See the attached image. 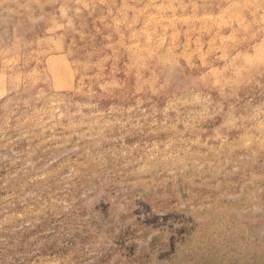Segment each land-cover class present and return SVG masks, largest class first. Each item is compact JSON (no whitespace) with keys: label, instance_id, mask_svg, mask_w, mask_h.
<instances>
[{"label":"clouds","instance_id":"clouds-1","mask_svg":"<svg viewBox=\"0 0 264 264\" xmlns=\"http://www.w3.org/2000/svg\"><path fill=\"white\" fill-rule=\"evenodd\" d=\"M0 29V233L59 224L56 255L0 264H93L124 207L113 194L221 173L264 184V0H0ZM52 36L72 61L59 81ZM251 248L233 264H264V242ZM199 251L162 259L212 264Z\"/></svg>","mask_w":264,"mask_h":264},{"label":"rangeland","instance_id":"rangeland-1","mask_svg":"<svg viewBox=\"0 0 264 264\" xmlns=\"http://www.w3.org/2000/svg\"><path fill=\"white\" fill-rule=\"evenodd\" d=\"M6 27H9V34L4 36V41L10 48L14 35L11 26ZM2 33L3 29H0ZM51 47L57 52L45 57L43 66L59 81L73 71L72 61L59 54L64 45L55 42V36L51 38ZM113 195L124 207L107 218L106 228L111 229L114 236H109L95 249V257H89L93 264L100 261L111 264H173L175 257H162L169 252L179 255L188 243L200 249L198 257L205 262L233 264L245 256L252 259L251 246L264 242V211L253 210L264 207V184L257 182L255 186L245 187L242 174L221 173L214 178L205 176L176 184L169 181L147 190L135 189L131 193ZM190 204L196 211H190ZM25 206L18 204L17 208ZM96 219L103 222L106 218L100 211ZM6 227L10 231L0 233V236L14 247L0 244V259L29 249L35 253L29 255L30 260H36L37 256L56 255V250L45 237L52 234V228L59 227L57 219L45 221L41 218V223L35 227L26 223L21 227V222ZM85 227L95 231L92 225ZM12 258L15 260L17 257L13 255Z\"/></svg>","mask_w":264,"mask_h":264}]
</instances>
